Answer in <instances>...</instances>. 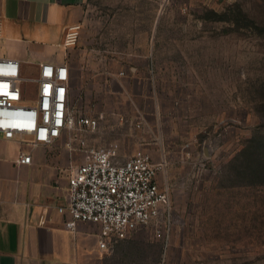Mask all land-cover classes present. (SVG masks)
<instances>
[{
	"label": "rangeland",
	"instance_id": "374dc122",
	"mask_svg": "<svg viewBox=\"0 0 264 264\" xmlns=\"http://www.w3.org/2000/svg\"><path fill=\"white\" fill-rule=\"evenodd\" d=\"M77 43L92 146L165 151L169 209L114 263L264 264V0H87Z\"/></svg>",
	"mask_w": 264,
	"mask_h": 264
},
{
	"label": "crops",
	"instance_id": "0c3cea01",
	"mask_svg": "<svg viewBox=\"0 0 264 264\" xmlns=\"http://www.w3.org/2000/svg\"><path fill=\"white\" fill-rule=\"evenodd\" d=\"M86 2L0 0V56L20 59L23 70L40 61L66 62L73 73L79 48L64 43L65 32L83 23ZM91 134L87 141L94 145ZM65 139L33 145L28 134H0V264H115L114 256L124 255L126 239L109 249L99 247L97 223L79 220L73 229L66 226L68 178L86 154L66 146ZM139 144L158 159L165 155L162 146ZM20 151L32 155L31 163H17Z\"/></svg>",
	"mask_w": 264,
	"mask_h": 264
},
{
	"label": "built area",
	"instance_id": "2783aa9c",
	"mask_svg": "<svg viewBox=\"0 0 264 264\" xmlns=\"http://www.w3.org/2000/svg\"><path fill=\"white\" fill-rule=\"evenodd\" d=\"M80 28L81 24L69 26L64 43L75 44ZM71 79L66 62L40 61L33 74L25 75L20 59L0 56V134L5 138L28 134L33 145L64 135L66 146L86 154L68 178L71 217L66 226L73 229L79 220L97 223L98 245L109 249L140 227L158 228L162 223L169 209L168 186L158 179L164 160L153 161L147 152L122 156L114 146L90 145L87 133L96 130L98 119L80 112ZM24 81L36 85L33 100L26 97ZM16 161L31 163L32 155L20 151Z\"/></svg>",
	"mask_w": 264,
	"mask_h": 264
},
{
	"label": "trees",
	"instance_id": "16d2710c",
	"mask_svg": "<svg viewBox=\"0 0 264 264\" xmlns=\"http://www.w3.org/2000/svg\"><path fill=\"white\" fill-rule=\"evenodd\" d=\"M259 89L262 91V90H264V88H262V87H259Z\"/></svg>",
	"mask_w": 264,
	"mask_h": 264
}]
</instances>
